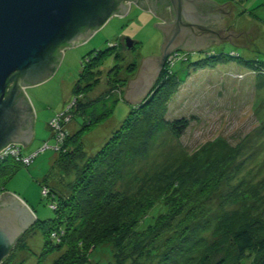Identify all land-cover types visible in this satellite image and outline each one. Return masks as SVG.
<instances>
[{
	"label": "rangeland",
	"instance_id": "374dc122",
	"mask_svg": "<svg viewBox=\"0 0 264 264\" xmlns=\"http://www.w3.org/2000/svg\"><path fill=\"white\" fill-rule=\"evenodd\" d=\"M211 1L219 6L229 1L233 15L229 18L228 26L232 31L242 32L250 24L257 25L260 37L252 41L250 48L236 46L226 40L204 49L181 50L165 64L161 73L169 75L180 69H188L186 80L166 99L164 112L165 119H186L188 126L182 133L175 134L170 127L162 124L161 129H155L146 148L141 149L139 144H130L125 148L117 169L113 171L110 186L134 204L131 216H125V223L131 222L129 218L133 220L122 240L129 251L125 248V254L116 252L108 256V252L101 250L91 258V264H135L137 258L148 255V246L145 245L141 247V255L136 256V244H139L143 231L139 229V223L134 222L140 219V214L134 210L138 202L147 200V205L150 196L158 198V193L177 177L194 181L200 189L193 191V213L189 216L185 214L183 221H187L182 224L179 215L187 211L191 203L177 210L181 198L167 195L170 206L162 219L158 217L149 230L154 235L150 251L156 254L159 251L158 257L166 256L160 259L159 264H197L205 250L209 231L214 227L220 195L227 193L230 182L235 184L242 180L240 193L249 184H254L257 186L254 193L258 196L257 203L260 201L258 206L264 203V66H260L264 61V0ZM128 3L129 8L123 16L113 15L85 42L64 49L51 77L25 89L35 113L34 135L28 145H21V154L29 155L28 159L33 160L28 166L21 162L15 165L7 174L0 195L8 192L23 200L33 212L35 222L21 235L0 264H81L83 252L76 249L69 251L68 248L61 254L50 251L41 255L47 236L43 235L42 229L33 227L36 220L55 217L50 204L55 207L58 201L53 202L48 196L52 194L51 190L66 196L70 194L66 191L65 183L74 177V173L69 174L68 170H75L72 165L74 160L79 167L84 160L79 142L86 154H95L120 127L129 110H135L139 102L158 86L161 73L139 102L130 103L123 98L128 80L138 75L142 58L159 55L162 43V33L153 25L159 21L153 13ZM127 37L135 40L130 49L124 42ZM213 53L216 56L224 54L226 60L203 67L185 65L186 59L194 60L195 55L212 56ZM97 54L99 58L89 65ZM88 68L91 71L86 73ZM81 71L86 73V78L79 83L75 93L74 85ZM167 88L168 85L163 89ZM104 94L112 96L97 102L95 110L98 114L109 108V114L69 138L64 149L70 154L64 156L61 152L63 142L54 146L56 134L49 126L50 120L64 113L67 107H75L79 100L86 106ZM86 120L74 114L72 122L66 125L68 135L79 130ZM143 129L148 130L147 127ZM105 170L99 169L98 173ZM91 223L90 219L80 217L71 229L65 232L56 230L52 237L61 241L58 237L63 235L67 240L73 237L76 241H83L85 256L97 244L96 239L89 235ZM85 229L84 238L79 239L78 232ZM132 231L135 234H131ZM97 233L99 240L102 235L109 236L106 241L103 240V245L110 243L111 229L99 227ZM70 241L74 245L73 239ZM84 264L90 263L85 261Z\"/></svg>",
	"mask_w": 264,
	"mask_h": 264
},
{
	"label": "trees",
	"instance_id": "16d2710c",
	"mask_svg": "<svg viewBox=\"0 0 264 264\" xmlns=\"http://www.w3.org/2000/svg\"><path fill=\"white\" fill-rule=\"evenodd\" d=\"M165 8L170 9V5L167 4V2L165 3ZM64 47L65 46L59 47L55 53L57 65ZM213 54L212 56L210 54H199V57L195 55L196 58L194 60H190V58L186 59L187 63L185 64L184 62V64L186 66L194 64V66L203 67L221 62L222 59L226 60L227 56H224L222 53L217 56L215 53ZM98 55L99 54L92 59L89 65H92L97 58H99ZM236 55L240 57L238 53ZM261 62L263 63L260 66H264V61ZM90 71L91 68H88L86 73ZM86 73L82 71L79 73V79L74 85L75 93L79 89V83L85 80ZM187 77L188 69L186 68L180 69L179 72L173 73V75L164 72L161 73L157 82V88L154 89L153 92L150 91L149 94L139 102L135 110H129L128 115L125 117L120 127L108 137L107 141L95 154H92V156L86 154L82 150L81 143L79 142L78 145L80 148H78L82 154L81 158L84 160L81 167H79L76 164V160H74L72 165L75 170H68L70 172L69 174L74 173V177L65 183V185H67L66 191L70 194L66 196L65 194H59L51 190L52 194L48 196L51 197L53 202L56 200L58 201L55 207L52 206V203L50 204V207L54 210L55 217L44 221L36 220L37 223L34 227L32 226L33 228L37 226L42 229L43 235L47 236L45 241L42 240L43 246L41 255L50 251L61 254L66 252L68 248L69 251H75L76 249V251L79 250L83 252L81 264H84L85 261L91 264V258H93L94 254L97 256L101 250H103V253L105 251L108 252V256H112L116 252L125 254V248L129 251V247H126L125 242L122 243V240L125 236V230L129 228L133 220L129 218L131 222L125 223V216H131L134 204L130 201L131 199L127 198V196L123 195L119 190H113L111 188V177L113 171L117 169V163L123 155L125 148L130 144H139L141 149L146 148L147 143L151 140L153 132L155 129H161L162 124L170 127L175 134H180L185 130L189 123L186 119L169 121L165 119L164 112L166 99L178 89ZM166 85H168V88L165 90L163 88H165ZM121 92L119 94H121ZM111 96V94H104L100 99L93 100L86 106L79 100L76 106L74 105L75 107L70 106L67 107L66 110H63V115L58 117L62 139L59 142L54 139V146L63 142L61 144V152L65 154L64 156L70 154L69 151L64 149L69 138L71 139L74 137L83 128L86 129L88 126L100 122L109 114V108L104 113L101 112L96 114L95 105L97 102L103 100L104 97ZM119 98L121 97L119 96ZM134 113L135 116H133ZM74 114L85 117L87 120L79 130L68 135L66 125L72 122ZM144 127H147L148 130L143 129ZM19 147L21 148V146ZM18 164L21 163L17 162L11 155L0 158V193L7 174H10L15 165L17 166ZM64 169H66V167ZM99 169L106 170L100 174L98 173ZM241 183V179L235 184L230 182V189L227 193L225 195H220L218 215L215 217L216 221L214 227L209 231L205 250L197 264H264V203L262 202V204L258 206L260 201L257 203L258 200L256 199L258 196L254 194L257 186L249 184L247 189L241 190L244 192V194H242L243 192H239ZM199 189V185H196L194 181L188 182L185 178L179 179L177 177L167 185L165 190L158 193V198L154 199L155 196L153 198L150 196L147 205H145L147 200L138 202V207H136L134 211L136 213L138 211L140 219L138 221L136 219L134 222L137 224L139 223V229L143 231V235L139 244H136L138 245L136 246L138 249L137 255H135L139 257L142 253L141 247L145 245L148 246L146 249L148 255L140 257L141 259L137 258L135 264H155L157 261L159 264L160 259L166 257L164 256L163 258V255L159 257L156 256L159 254V251L157 254L154 251L153 253L150 251L154 235L153 232L149 230H151L150 228L157 222L158 217L162 219L163 214L166 213L167 208L170 206V203H168L170 201L166 199L167 195H171L174 198H181V203L177 206V210L180 209L182 205L191 203L189 209L187 208V211L179 215V222L182 224L187 221H183L185 216H189L193 213L191 211L192 205L195 203V193L193 191H199ZM80 217L91 220L92 223L90 227H92L89 231V235L95 238L97 243L95 245L92 244L95 248L85 256V244L83 241H76L75 238L71 237L74 243V245H72L70 241L72 239L67 240L63 235L58 237L61 241H58L57 237H52V234L55 233L56 230L60 229L65 232L71 229L76 220ZM137 224L135 225L138 226ZM99 227H102L103 230L111 229V237L109 238L110 243H108V245H103L102 243H104L103 240L106 241V238L109 236L102 235L101 241L98 239L97 230ZM85 232H87L86 229L78 232L77 237L83 239ZM131 234H135L134 231H132ZM72 246L73 248H70ZM129 257H131V255ZM65 264H69V262ZM110 264H112V262H110Z\"/></svg>",
	"mask_w": 264,
	"mask_h": 264
},
{
	"label": "water",
	"instance_id": "95a60500",
	"mask_svg": "<svg viewBox=\"0 0 264 264\" xmlns=\"http://www.w3.org/2000/svg\"><path fill=\"white\" fill-rule=\"evenodd\" d=\"M128 2L146 10L142 0H0V151L10 144L26 146L32 141L35 113L25 89L51 77L64 49L85 42L113 15L123 16ZM166 2L172 21L158 17L159 22L153 24L162 33L160 53L143 57L137 77L128 80L123 98L130 103L147 94L174 49L191 43V36L202 41L214 34L210 20L221 14L222 7L225 23L217 28L219 36L208 45L181 50L204 49L226 40L250 48L260 37L257 25L250 24L242 32L230 29L233 10L229 1L220 6L210 0ZM124 42L128 49L135 44L129 37ZM61 46L65 47L57 65L55 53ZM34 222L23 200L8 192L0 195V263Z\"/></svg>",
	"mask_w": 264,
	"mask_h": 264
},
{
	"label": "flooded vegetation",
	"instance_id": "af4514ba",
	"mask_svg": "<svg viewBox=\"0 0 264 264\" xmlns=\"http://www.w3.org/2000/svg\"><path fill=\"white\" fill-rule=\"evenodd\" d=\"M143 1V6L146 7V10L147 11H150L153 13V15L155 16V18L158 19L159 18H162L164 19L165 21H172V14H171V10L168 8L166 9L165 8V1L164 0H142ZM222 13H226V10L224 7H222V10H221V14H216L214 15V17L210 20V25L214 28V34H211V35H205L204 39L202 41H195L193 40V36H191L190 38V42L191 43H186L184 45L181 44L180 46H178L176 49L173 50V53H171V56L175 55V54H179V52L181 51V48H198V46L200 45H208L210 44L211 42H213L214 39H216L215 37L219 36L218 32H217V28H221V24H224L225 23V18L223 17ZM159 17V18H158ZM212 39V41H211ZM194 41V43L192 42ZM211 41V42H210ZM170 56V57H171ZM168 62V60L166 61V63ZM165 63V64H166ZM165 67V65L162 67L161 71L163 70V68ZM160 71V73H161Z\"/></svg>",
	"mask_w": 264,
	"mask_h": 264
},
{
	"label": "built area",
	"instance_id": "2783aa9c",
	"mask_svg": "<svg viewBox=\"0 0 264 264\" xmlns=\"http://www.w3.org/2000/svg\"><path fill=\"white\" fill-rule=\"evenodd\" d=\"M175 56H177V54L171 56L168 59V61L173 60ZM62 115L63 113H60L59 115L51 119L49 122V126L56 134L55 139L57 142H59L62 139V132L60 131V124L58 120V117H61ZM19 146L20 145H16V144H10L6 146L2 151H0V158H3L6 155H11L12 157H14V159L17 162L19 163L21 162L24 165H29L33 159H28L29 155H22L21 148Z\"/></svg>",
	"mask_w": 264,
	"mask_h": 264
},
{
	"label": "crops",
	"instance_id": "0c3cea01",
	"mask_svg": "<svg viewBox=\"0 0 264 264\" xmlns=\"http://www.w3.org/2000/svg\"><path fill=\"white\" fill-rule=\"evenodd\" d=\"M211 1V0H210ZM159 21V20H158ZM186 51H188V50H186ZM191 51V50H190Z\"/></svg>",
	"mask_w": 264,
	"mask_h": 264
},
{
	"label": "bare ground",
	"instance_id": "6f19581e",
	"mask_svg": "<svg viewBox=\"0 0 264 264\" xmlns=\"http://www.w3.org/2000/svg\"><path fill=\"white\" fill-rule=\"evenodd\" d=\"M9 254V253H8Z\"/></svg>",
	"mask_w": 264,
	"mask_h": 264
}]
</instances>
